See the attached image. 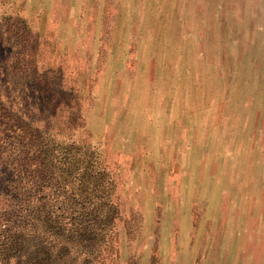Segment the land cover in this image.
I'll return each mask as SVG.
<instances>
[{
  "label": "rangeland",
  "instance_id": "obj_1",
  "mask_svg": "<svg viewBox=\"0 0 264 264\" xmlns=\"http://www.w3.org/2000/svg\"><path fill=\"white\" fill-rule=\"evenodd\" d=\"M5 73L116 173L96 264H264V0H0Z\"/></svg>",
  "mask_w": 264,
  "mask_h": 264
},
{
  "label": "trees",
  "instance_id": "obj_2",
  "mask_svg": "<svg viewBox=\"0 0 264 264\" xmlns=\"http://www.w3.org/2000/svg\"><path fill=\"white\" fill-rule=\"evenodd\" d=\"M46 88L28 112L0 90V264H96L120 234L118 178L77 137V106Z\"/></svg>",
  "mask_w": 264,
  "mask_h": 264
}]
</instances>
